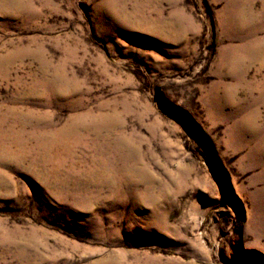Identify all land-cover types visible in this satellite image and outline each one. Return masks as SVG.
I'll list each match as a JSON object with an SVG mask.
<instances>
[{
	"label": "rangeland",
	"instance_id": "rangeland-1",
	"mask_svg": "<svg viewBox=\"0 0 264 264\" xmlns=\"http://www.w3.org/2000/svg\"><path fill=\"white\" fill-rule=\"evenodd\" d=\"M0 264H264V0H0Z\"/></svg>",
	"mask_w": 264,
	"mask_h": 264
}]
</instances>
